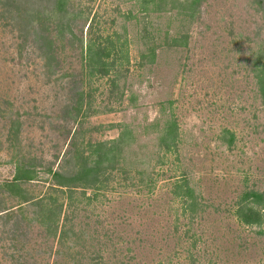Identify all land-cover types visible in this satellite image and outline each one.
Returning a JSON list of instances; mask_svg holds the SVG:
<instances>
[{
    "label": "rangeland",
    "instance_id": "rangeland-1",
    "mask_svg": "<svg viewBox=\"0 0 264 264\" xmlns=\"http://www.w3.org/2000/svg\"><path fill=\"white\" fill-rule=\"evenodd\" d=\"M29 5L0 0V186L22 167L30 195L76 189L52 193L65 247L30 222L21 253L0 221V264H264V0H67L55 60L26 36ZM83 165L99 169L74 179Z\"/></svg>",
    "mask_w": 264,
    "mask_h": 264
},
{
    "label": "trees",
    "instance_id": "trees-1",
    "mask_svg": "<svg viewBox=\"0 0 264 264\" xmlns=\"http://www.w3.org/2000/svg\"><path fill=\"white\" fill-rule=\"evenodd\" d=\"M43 1V0H42ZM42 1L41 0H29L30 5V11L31 13L28 14L29 21L28 24H22L25 25V32L26 36L32 37V43L35 45V47L38 49L39 53L42 54L41 58H45L48 60H55L56 56L58 55V46L60 42L63 40V36L65 34L70 35L72 38L74 37V30L72 24H66L65 23V17L69 14L68 10H66L67 0H54V12H57L60 14V19L57 23L54 24H48L44 12H42ZM38 5V8L36 6ZM19 17H21L22 13L21 9L22 6L17 5L16 7ZM26 12V11H25ZM24 12V13H25ZM22 19V18H21ZM25 36V37H26ZM71 44H75V39L70 41ZM82 42H84L82 40ZM90 50V60L92 62H95V64L99 65L102 64L103 71L108 73V70H105L108 66L107 64H103V60L108 57L107 48H105L102 45L96 46V44H90L87 45V50ZM94 51V53H92ZM167 136L165 139H170V136L172 135L171 132H167ZM120 140V139H119ZM120 142L116 143L118 145ZM121 144L123 145L124 142L122 140ZM107 143L106 145H102L104 152L103 158L112 152L107 151ZM92 148V145H91ZM101 148V149H102ZM96 149V147H95ZM100 150V149H99ZM32 169V168H31ZM99 169L95 165H83L82 170L74 176V179H80V178H88L90 177L94 171ZM35 169H32L27 171V169L20 167L18 169V176H15L14 184L12 183L11 186H0V221L3 222L4 227L6 225H9L12 221V228L11 231L8 232L10 235L9 241H11L13 248L16 251H20L21 253L23 250L19 248V244L23 241H27V232L23 231V228H25L27 225H29L30 222H36L40 224L42 227L43 225L46 228V231L49 235V237L53 238L56 245L61 248V246L65 247V244L67 240L69 239L68 233L66 230V227L64 225V222L60 219L59 213H61L60 205H55L52 201L57 202V198L53 196V192L57 194H66L64 191L65 188H68L70 194H73L72 191H75L74 186H69L65 183L60 182L58 186H50L46 192H44L41 196H33L28 193L27 190L23 189L22 186H16V183L18 181H23L22 177L23 175L25 177H32L31 174L35 173ZM32 172V173H31ZM53 176L55 178H61L63 181H72V176L67 177L64 175L57 174V172H53ZM82 176V177H80ZM30 181L34 180L32 178H28ZM27 181V179L25 180ZM5 193H8V197H4ZM13 197L19 198L20 202H17L16 205H10L8 203L9 199H13ZM246 211V212H245ZM241 213L240 220L243 224L246 225H255L262 221V214L259 210H256L254 208H247ZM27 214V215H26ZM34 215L36 218H34ZM31 217V218H29ZM67 220V219H66ZM1 239V238H0ZM26 245V243H24ZM61 250H56L55 255L62 256ZM71 254H68L70 256L74 255V253L69 252ZM76 262L75 264H86L85 260L87 257V254L84 252H76ZM49 256L52 255L48 254ZM19 260V259H18ZM72 261L73 258H72Z\"/></svg>",
    "mask_w": 264,
    "mask_h": 264
}]
</instances>
